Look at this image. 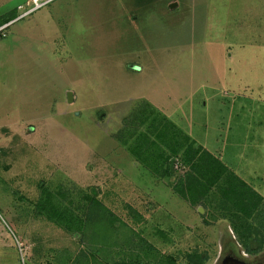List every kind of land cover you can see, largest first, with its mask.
<instances>
[{
  "label": "rangeland",
  "instance_id": "374dc122",
  "mask_svg": "<svg viewBox=\"0 0 264 264\" xmlns=\"http://www.w3.org/2000/svg\"><path fill=\"white\" fill-rule=\"evenodd\" d=\"M30 8L0 0V17L16 16L0 31V264L86 250L121 263L144 242L213 264L223 241L238 244L231 226L175 194L178 164L159 179L123 141L152 106L264 200V0H53L22 16ZM48 190H94L112 222L68 233L35 212Z\"/></svg>",
  "mask_w": 264,
  "mask_h": 264
},
{
  "label": "trees",
  "instance_id": "16d2710c",
  "mask_svg": "<svg viewBox=\"0 0 264 264\" xmlns=\"http://www.w3.org/2000/svg\"><path fill=\"white\" fill-rule=\"evenodd\" d=\"M13 12L0 17V27L16 18ZM152 108L145 107L136 114L142 129H129L128 136H133V139L124 140L123 146L159 179L172 178L175 171H178L174 169V165L178 164L183 175L174 184H169L175 194L187 200L192 207H207L210 220H216L217 217L225 219L238 243L246 251L256 252L262 249L263 197L217 156L197 144L161 114L153 112L154 109L151 111ZM128 141L131 143L128 144ZM74 201L78 202V207L73 205ZM36 203V214L74 235L82 236L92 222V226L98 228L101 224L111 223L113 219V215L107 212L94 190L91 193L79 190L77 193L68 194L63 190H48L41 193ZM160 237L167 239L163 233H160ZM145 243L147 246V242ZM146 246L139 247L136 259L127 262L122 260L121 263L114 264H209V255L198 249L178 256L162 253L153 245ZM143 257L147 261L142 260ZM65 264L110 263L101 259L94 251L86 250L75 257L70 255Z\"/></svg>",
  "mask_w": 264,
  "mask_h": 264
},
{
  "label": "flooded vegetation",
  "instance_id": "af4514ba",
  "mask_svg": "<svg viewBox=\"0 0 264 264\" xmlns=\"http://www.w3.org/2000/svg\"><path fill=\"white\" fill-rule=\"evenodd\" d=\"M213 264H264V247L256 252H248L241 244L228 239L220 244Z\"/></svg>",
  "mask_w": 264,
  "mask_h": 264
},
{
  "label": "built area",
  "instance_id": "2783aa9c",
  "mask_svg": "<svg viewBox=\"0 0 264 264\" xmlns=\"http://www.w3.org/2000/svg\"><path fill=\"white\" fill-rule=\"evenodd\" d=\"M53 0H29L30 4H31V8L28 9L24 15L22 16H26V15H29L39 9H41L42 7L46 6L47 4H49L50 2H52ZM0 31L1 30V27H0Z\"/></svg>",
  "mask_w": 264,
  "mask_h": 264
},
{
  "label": "water",
  "instance_id": "95a60500",
  "mask_svg": "<svg viewBox=\"0 0 264 264\" xmlns=\"http://www.w3.org/2000/svg\"><path fill=\"white\" fill-rule=\"evenodd\" d=\"M171 8H173V7H171ZM68 97H69V101H71L72 100V94L68 93Z\"/></svg>",
  "mask_w": 264,
  "mask_h": 264
}]
</instances>
